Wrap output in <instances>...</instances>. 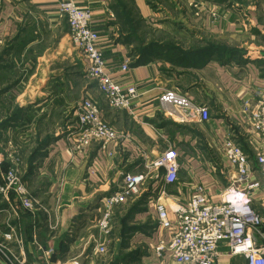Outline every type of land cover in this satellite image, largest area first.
I'll return each instance as SVG.
<instances>
[{"label": "crops", "instance_id": "obj_1", "mask_svg": "<svg viewBox=\"0 0 264 264\" xmlns=\"http://www.w3.org/2000/svg\"><path fill=\"white\" fill-rule=\"evenodd\" d=\"M63 1L0 0V111L6 112L1 120L20 112L0 129V147L19 136L33 143L22 155L24 179L42 206L34 214L21 209L15 217L0 197V234L17 229L22 244L13 242L11 250L22 264H175L155 251L158 199L186 203L201 185L218 203L231 183L221 142L234 138L251 158L260 147L255 138L247 139L241 112L253 90L264 88V0H76L92 11L91 28L99 34L111 78L138 90L131 113L111 110L86 78L84 61L59 14ZM211 40L245 54L229 62L205 61L167 50L191 52ZM152 44L135 65L139 48ZM127 59L130 69L124 72ZM165 92L207 107L211 121L181 125L165 117L160 104ZM84 99L95 102L104 121L128 136L109 146L112 156L96 145L82 154L71 152L76 109ZM170 148L178 153L180 171L166 197L160 198L163 171L157 180L148 177L137 196L113 207L114 229L101 238L100 200L121 191L124 173L147 174V166ZM6 160L0 158V165ZM98 239L106 254L96 251ZM164 241H170L168 233ZM219 262L237 260L222 247Z\"/></svg>", "mask_w": 264, "mask_h": 264}, {"label": "built area", "instance_id": "obj_2", "mask_svg": "<svg viewBox=\"0 0 264 264\" xmlns=\"http://www.w3.org/2000/svg\"><path fill=\"white\" fill-rule=\"evenodd\" d=\"M60 16L67 21L70 40L84 61V73L93 82L106 105L114 111L131 107L138 90L135 86L123 88L114 82L106 70L103 54L100 51L99 34L91 28L92 11L79 7L76 0H65L59 6ZM214 20H218L216 11H212ZM131 59H127L122 70L130 69ZM251 99L245 101L241 112L247 127L246 136L255 138L260 147L254 148L251 158L243 147L232 137L221 142L222 155L231 174V183L220 194V201L212 203L203 186L196 187L191 199L186 203L161 202L158 199L155 211L158 224V245L155 248L158 257L168 254L175 264H220V250L226 248V255L242 259L245 264H264V216L258 211L259 202L264 208V88L258 87L251 93ZM162 113L174 122L187 125L194 121L207 124L211 121L207 107L197 106L186 97L175 92H165L160 98ZM77 128L71 133L74 138L71 152L82 154L93 146L112 156L109 146L127 138L124 132L110 127L98 105L91 99H84L76 109ZM9 169L2 175L0 197L10 206L12 216L18 217L23 209L34 214L41 211V204L32 197L22 169L23 158L8 157ZM147 174L124 173L121 191L100 200L101 216L97 227L101 238H108L114 227L113 207L126 203L137 196L147 178L157 180L163 171L164 185L161 197H166V188L174 185L180 171L177 151L170 148L147 166ZM90 174H94L92 168ZM52 225V224H51ZM170 235V241H164V235ZM22 244L17 229L9 227L0 234V259L6 264H22L12 252L11 244ZM96 241V251L107 253L106 245ZM52 251L46 253V256Z\"/></svg>", "mask_w": 264, "mask_h": 264}, {"label": "trees", "instance_id": "obj_3", "mask_svg": "<svg viewBox=\"0 0 264 264\" xmlns=\"http://www.w3.org/2000/svg\"><path fill=\"white\" fill-rule=\"evenodd\" d=\"M231 0H222V2H229ZM157 46H155L156 49ZM151 49H154L153 44L147 47H141L139 48V53L137 54L138 56V60L135 62V65H141V63L143 61H141L140 57H142L144 52H147ZM167 50L169 51H173L175 53L176 56H191L193 58L196 57H201L204 58L205 61L207 60H219L221 61L222 59H226L228 62L229 61H233L234 59L238 60L243 54H245V51L238 48V47H231L227 44H217V42H208L206 43L204 46H200L197 48H194L193 51L191 52H184L183 50L179 49V48H175V47H170ZM7 53V51H6ZM204 61V62H205ZM203 62V64H204ZM20 112H17V114ZM17 117L15 116V114L11 117H7L6 122H2L3 124L0 126V129H5L8 125V123H10L12 121V119H16ZM9 164H2L0 166V172H6V169L8 167ZM10 166V165H9ZM0 183H2V179L0 178ZM259 211V210H258ZM259 213L261 215L264 216V214L259 211ZM243 264H245V262L242 260ZM235 263V262H234Z\"/></svg>", "mask_w": 264, "mask_h": 264}, {"label": "rangeland", "instance_id": "obj_4", "mask_svg": "<svg viewBox=\"0 0 264 264\" xmlns=\"http://www.w3.org/2000/svg\"><path fill=\"white\" fill-rule=\"evenodd\" d=\"M211 16H212V12H211ZM211 42H213V41L211 40ZM5 113H6V112H4L3 110L0 111V126H1L4 122H6V120H5V121L1 120V118L4 117ZM14 114H17V111H16V110L13 111V114H12V115H14ZM2 122H3V123H2ZM19 137H20V138L18 139L17 142H14V141H12V140H8L6 145H2V146L0 147V158H4V159H6V158H8V157L11 158V157H18V156L21 157V158H23L22 155L25 154L24 150L29 149V147H33V143L30 142V141L28 140V138H25L24 136H19ZM33 157H34V155L32 156V158H33ZM2 164H6V163H2ZM2 164H1V165H2ZM1 165H0V166H1ZM26 166H27V165H26V162H25L24 159H23L22 169H23L24 171H26ZM8 169H9V165H8L6 171H7ZM24 177H25V176H24ZM263 199H264V197H263ZM263 202H264V201H263ZM258 204H259V205H257V206H258V210L261 211V212L264 214V208H261V207H260V204H263V203L259 202ZM113 216H114V223H115V219H116V217H115V214H114V213H113ZM113 229H114V227H113ZM236 260H237V262L232 263V264H243L242 261L240 262V259H239V260L236 259Z\"/></svg>", "mask_w": 264, "mask_h": 264}, {"label": "water", "instance_id": "obj_5", "mask_svg": "<svg viewBox=\"0 0 264 264\" xmlns=\"http://www.w3.org/2000/svg\"><path fill=\"white\" fill-rule=\"evenodd\" d=\"M0 264H5V263L0 260Z\"/></svg>", "mask_w": 264, "mask_h": 264}]
</instances>
